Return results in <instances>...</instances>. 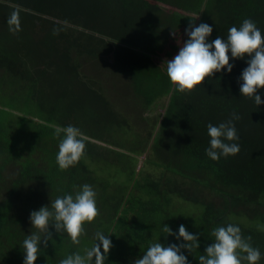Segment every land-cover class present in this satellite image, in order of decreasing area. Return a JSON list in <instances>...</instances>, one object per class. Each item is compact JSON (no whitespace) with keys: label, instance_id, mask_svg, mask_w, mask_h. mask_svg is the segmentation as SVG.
Instances as JSON below:
<instances>
[{"label":"trees","instance_id":"1","mask_svg":"<svg viewBox=\"0 0 264 264\" xmlns=\"http://www.w3.org/2000/svg\"><path fill=\"white\" fill-rule=\"evenodd\" d=\"M244 19L264 33V0H0V264H23L30 213L83 184L96 192L97 217L79 245L50 226L35 264L83 255L97 231L112 241L105 264H134L154 242L181 243L163 229L181 224L199 234L200 247L183 250L199 264L229 223L264 264V103L240 95L247 57L190 93L173 90L165 63L190 21L212 25L214 40ZM165 96L159 122L145 117ZM233 113L240 151L212 161L207 125ZM68 125L86 148L64 170L55 128Z\"/></svg>","mask_w":264,"mask_h":264},{"label":"clouds","instance_id":"2","mask_svg":"<svg viewBox=\"0 0 264 264\" xmlns=\"http://www.w3.org/2000/svg\"><path fill=\"white\" fill-rule=\"evenodd\" d=\"M197 19V18H196ZM19 31V20L14 16L10 21ZM213 26L208 23L195 25L190 21L185 28L187 39L179 47L178 53L166 61V73L173 90L179 93H190L200 85L206 77L216 73L230 74L234 64L232 60H245L247 67L239 77L240 95L254 100L260 106L262 101L258 92L264 89V33L251 19H244L239 27L232 26L227 38L217 36L210 40ZM239 116L233 113L231 118L218 126L209 123L207 135L210 137L209 147L205 154L212 161L221 157L235 156L240 151L239 135L234 121ZM55 135L60 140L56 161L60 169L75 166L85 154V137L81 130L73 125L56 126ZM98 215L96 192L89 184H83L73 196L66 194L57 197L51 207L43 206L30 213V223L35 231L25 236L22 242L23 264H35L41 245L45 247L52 239L49 228L56 233H65L74 245L80 244L84 235V225L91 223ZM167 236H174L181 243H170L167 246L152 243L134 264H188L183 250L191 253L200 247L199 234L189 232L185 225H179L174 233L170 227L163 225ZM214 241L199 256V264H259L262 253L258 247L250 243L251 237H244L238 225L219 226L212 232ZM95 243L79 252L68 255L60 264H105L107 254L112 247L109 235L97 231Z\"/></svg>","mask_w":264,"mask_h":264},{"label":"rangeland","instance_id":"3","mask_svg":"<svg viewBox=\"0 0 264 264\" xmlns=\"http://www.w3.org/2000/svg\"><path fill=\"white\" fill-rule=\"evenodd\" d=\"M159 61H162V59H158ZM165 61V60H164ZM163 62V61H162ZM168 97L165 96L162 99L158 100L151 108L150 110L146 113L145 117L150 118L152 120H154L156 123L159 122V120L161 119V115L163 112V109L167 103ZM140 157V156H139ZM142 158L140 157V164L142 163ZM118 179H121V177L119 176Z\"/></svg>","mask_w":264,"mask_h":264}]
</instances>
